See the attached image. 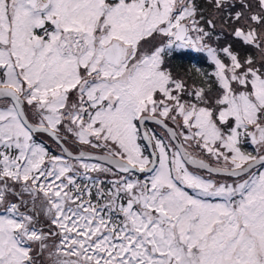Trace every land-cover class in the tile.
I'll return each instance as SVG.
<instances>
[{"label":"snow or ice","instance_id":"obj_1","mask_svg":"<svg viewBox=\"0 0 264 264\" xmlns=\"http://www.w3.org/2000/svg\"><path fill=\"white\" fill-rule=\"evenodd\" d=\"M0 264H264V0H0Z\"/></svg>","mask_w":264,"mask_h":264}]
</instances>
